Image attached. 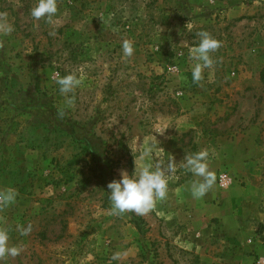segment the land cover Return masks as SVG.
<instances>
[{
	"label": "rangeland",
	"instance_id": "1",
	"mask_svg": "<svg viewBox=\"0 0 264 264\" xmlns=\"http://www.w3.org/2000/svg\"><path fill=\"white\" fill-rule=\"evenodd\" d=\"M37 3L0 0L15 29L0 36V189L18 192L0 227L24 249L0 264H264V0H58L54 25L31 17ZM200 31L223 46L197 85ZM67 74L84 77L70 108L55 82ZM249 131L258 152L234 161ZM204 149L232 183L194 216L175 205L195 177L180 163ZM172 157L167 199L111 214L121 170L135 178Z\"/></svg>",
	"mask_w": 264,
	"mask_h": 264
},
{
	"label": "clouds",
	"instance_id": "2",
	"mask_svg": "<svg viewBox=\"0 0 264 264\" xmlns=\"http://www.w3.org/2000/svg\"><path fill=\"white\" fill-rule=\"evenodd\" d=\"M58 12V0H38V3L31 8L30 15L36 20H45L49 25L56 23L54 17ZM14 26L8 20L6 12H0V36L11 35ZM49 35H55V31ZM200 38L198 46L189 50V59L193 62L191 68L192 82L199 85L204 80V71L212 70L217 63L212 54L217 52L223 45L222 42L212 37L208 31L196 33ZM4 42L0 40V49H3ZM123 56L130 58L134 54L133 43L125 39L122 43ZM84 77L82 75L67 74L59 77L55 82L59 86V92L65 97V106L72 107L75 104V90L82 85ZM66 108L57 110V116L63 119L66 116ZM156 144L145 148L140 156L142 161L149 160L152 148ZM180 166L185 168L199 179L194 180L190 186V194L194 199H202L216 185V174L209 167V151L207 149L187 154ZM154 169V170H153ZM177 164L172 157L165 162L153 166L151 163H144L139 170L137 177L133 178L126 171L121 170V179L108 183L110 190L109 200L111 203V214L121 216L125 213H135L137 215H147L155 207L158 201L167 199L168 176L175 174ZM18 192L14 188L0 189V212L16 203ZM0 216V221H3ZM17 230L21 236L30 235L33 226L29 223L26 227L17 225ZM9 231L5 227H0V261L8 257L19 256L24 249L19 246H9ZM122 253H114L112 260L121 258ZM111 264V262H110Z\"/></svg>",
	"mask_w": 264,
	"mask_h": 264
},
{
	"label": "crops",
	"instance_id": "3",
	"mask_svg": "<svg viewBox=\"0 0 264 264\" xmlns=\"http://www.w3.org/2000/svg\"><path fill=\"white\" fill-rule=\"evenodd\" d=\"M256 136L257 133H253L252 132H247V133H241L238 134L237 136H235V147H234V153H233V160L234 161H240L241 160V156L247 155L249 154L250 150L253 153H257V145H256ZM250 157H252V155L249 154ZM199 179L198 177H194V180ZM189 182L186 186H184L181 190V192H178V194L176 193V195L179 197V199L177 198L175 201L177 204L175 205H179L178 208H185L186 205L189 206L190 209L193 210L194 212V216H199L202 215L204 212H206V210L208 209L207 206V201L208 200H212L213 197H215V192H213V189L211 191H209L202 199H194L191 194H190V186L191 183L193 182ZM179 191V190H178Z\"/></svg>",
	"mask_w": 264,
	"mask_h": 264
},
{
	"label": "built area",
	"instance_id": "4",
	"mask_svg": "<svg viewBox=\"0 0 264 264\" xmlns=\"http://www.w3.org/2000/svg\"><path fill=\"white\" fill-rule=\"evenodd\" d=\"M216 183L220 188H227L231 185L232 178L226 172H222L217 176Z\"/></svg>",
	"mask_w": 264,
	"mask_h": 264
}]
</instances>
